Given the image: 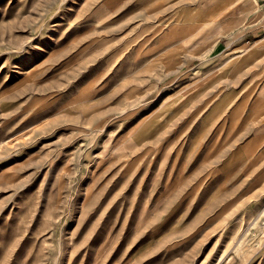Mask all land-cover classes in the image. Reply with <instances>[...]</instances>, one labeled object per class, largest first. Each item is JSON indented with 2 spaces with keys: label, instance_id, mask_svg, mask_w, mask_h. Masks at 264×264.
I'll list each match as a JSON object with an SVG mask.
<instances>
[{
  "label": "rangeland",
  "instance_id": "1",
  "mask_svg": "<svg viewBox=\"0 0 264 264\" xmlns=\"http://www.w3.org/2000/svg\"><path fill=\"white\" fill-rule=\"evenodd\" d=\"M0 264H264V0H0Z\"/></svg>",
  "mask_w": 264,
  "mask_h": 264
},
{
  "label": "bare ground",
  "instance_id": "2",
  "mask_svg": "<svg viewBox=\"0 0 264 264\" xmlns=\"http://www.w3.org/2000/svg\"><path fill=\"white\" fill-rule=\"evenodd\" d=\"M254 2H255V0H254ZM244 6V5H243Z\"/></svg>",
  "mask_w": 264,
  "mask_h": 264
}]
</instances>
